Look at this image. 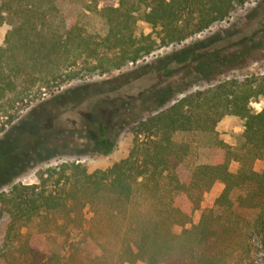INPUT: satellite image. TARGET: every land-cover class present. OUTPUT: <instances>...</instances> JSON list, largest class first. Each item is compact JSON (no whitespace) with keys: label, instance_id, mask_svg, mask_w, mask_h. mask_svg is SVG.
<instances>
[{"label":"trees","instance_id":"obj_1","mask_svg":"<svg viewBox=\"0 0 264 264\" xmlns=\"http://www.w3.org/2000/svg\"><path fill=\"white\" fill-rule=\"evenodd\" d=\"M246 1L105 0L98 11L107 26L100 44L106 52L111 51L108 55L90 46L74 30L73 20L56 39L44 34L47 24L59 18L55 0H0V24L11 23L0 45V102L22 100L24 91L16 88L24 59L31 61L33 68H42V85L56 74L66 80L76 77L80 67L90 73H105L136 62L156 46L180 43L204 31ZM137 20L150 24L158 41L151 32L135 36ZM254 33L262 36L264 26ZM237 43L229 53L212 46L186 55L176 64L196 60V77L207 79L211 68L243 62L251 39L242 37ZM86 50L95 62L82 58V66L77 67ZM146 66L139 65L136 76L144 74ZM173 72L167 71L166 77ZM176 93L182 95L176 97ZM259 95H264V73L218 80L193 91L186 86L173 92L169 87L143 91L138 96L140 104L129 109L131 146L126 156L93 171L79 162L62 163L58 170L48 167L39 171V183H17L7 193L0 192V204L9 211L12 225L44 211H72L80 223L79 235L89 245L88 264H218L215 254L205 250L224 227L217 222L215 210L233 213L231 193L242 189L236 202L257 210L252 226L264 246V104L259 111L250 106V100ZM226 114L243 118L241 148L234 149L216 138L211 161L187 168L183 160L188 145L176 140L174 134L212 133ZM95 131L94 149H101L107 143V131L102 123ZM2 159L0 185L10 181L23 165L22 161L13 165L5 156ZM255 160H260L259 171L253 168ZM231 161L239 162L235 171L229 169ZM52 176L54 188H48ZM216 181L224 186L215 198V208L202 209V195ZM84 208L89 217H85ZM198 210L195 221L193 215ZM66 259L57 254L52 264H66ZM31 264L50 262L45 259Z\"/></svg>","mask_w":264,"mask_h":264},{"label":"rangeland","instance_id":"obj_2","mask_svg":"<svg viewBox=\"0 0 264 264\" xmlns=\"http://www.w3.org/2000/svg\"><path fill=\"white\" fill-rule=\"evenodd\" d=\"M104 2L55 0L59 18L56 23L47 24L44 34L56 39L60 34L63 35L73 20L74 30L80 32L90 46L111 55V51L106 52L103 43L100 44L107 31L106 23L98 11ZM260 26H264V0H248L228 17L211 24L204 31L180 43L167 47L156 46L148 55L134 63L128 62L119 69L105 73L98 70L87 72L85 67H80L82 60L92 63L95 60L87 57L86 50L78 60L77 67L80 70L76 77L66 80L64 76L56 74L48 77L47 83L43 85L40 83L44 73L42 68H33L31 61L24 59V70L17 80L16 88L24 91L22 100L0 102V160H4L2 158L5 156L11 164L22 161L23 165L10 181L0 185V192L7 193L17 183H39V171L48 167L58 170V165L62 163L79 162L88 171H93L106 168L126 156L131 146L128 127L132 114L129 109L140 104L138 96L143 91H161L169 87L173 92L183 86L193 91L218 80L263 74L264 33L262 36L254 33ZM10 27L11 23L0 24V45ZM133 32L135 36L151 32V36L158 41L156 32L143 20L136 21ZM242 37L250 38L251 45L239 66L224 64L221 69L211 68L208 78L201 79L200 76L196 77V60L187 65L176 64L180 58L202 49H211L212 46L223 48L224 52L229 53ZM145 63L148 64L143 69L146 72L136 76L138 71L135 69ZM172 70V75L166 77L165 73ZM181 95L176 93V97ZM263 104L264 95L250 100L254 111H259ZM8 115L13 118L9 120ZM99 123L107 131V143L101 149H94L95 130ZM242 132L243 118L226 114L216 123L212 133L196 130L178 132L174 138L187 143L188 152L183 164L192 168L211 161L216 138L234 149L241 148ZM238 165L239 162L231 161L229 169L235 171ZM253 168L261 170L260 160H255ZM42 176L45 178L46 174ZM54 177L47 181L48 188H54L51 184ZM223 186L221 181H216L203 193L202 209L215 208V198ZM241 191L237 189L231 193L233 213L215 210V214L219 215L217 222L224 227L219 229L217 239L205 250L215 254L218 264H264V246L252 226L257 210L237 204L236 197ZM84 214L85 217L91 215L85 208ZM199 215L200 210L194 213L193 220L196 221ZM79 224L72 211L68 214L44 211L12 225L9 211L0 204V264H31L45 259L52 264L56 262L57 254L67 257L66 264H88L89 245L79 235ZM136 264L145 263L138 261Z\"/></svg>","mask_w":264,"mask_h":264}]
</instances>
